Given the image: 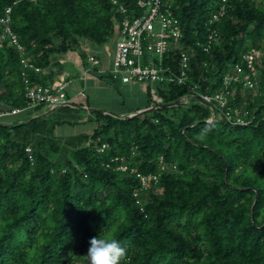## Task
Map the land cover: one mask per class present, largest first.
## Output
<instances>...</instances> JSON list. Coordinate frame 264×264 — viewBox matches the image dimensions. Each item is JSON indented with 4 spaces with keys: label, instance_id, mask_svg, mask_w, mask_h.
Wrapping results in <instances>:
<instances>
[{
    "label": "trees",
    "instance_id": "16d2710c",
    "mask_svg": "<svg viewBox=\"0 0 264 264\" xmlns=\"http://www.w3.org/2000/svg\"><path fill=\"white\" fill-rule=\"evenodd\" d=\"M119 1L136 8L137 0ZM170 1L191 52L188 84L217 91L244 52L264 49V0ZM221 4L227 13L212 25ZM8 7L28 59L43 69L84 41L104 44L122 17L112 0H0V18ZM212 26L221 39L207 52ZM262 62L257 87L239 85L232 101L256 116L247 125L222 114L208 121L212 111L198 100L129 116L178 102L187 84L158 86L162 102L149 99L125 117L92 109L82 119L90 104L74 100L0 118V264H87L89 240L103 230L127 248L121 264H264ZM22 71L18 47L5 41L0 108L27 105ZM82 120L97 121L91 134L55 135L57 125ZM137 173L158 178L143 187Z\"/></svg>",
    "mask_w": 264,
    "mask_h": 264
},
{
    "label": "built area",
    "instance_id": "2783aa9c",
    "mask_svg": "<svg viewBox=\"0 0 264 264\" xmlns=\"http://www.w3.org/2000/svg\"><path fill=\"white\" fill-rule=\"evenodd\" d=\"M226 0H223V3ZM121 18L115 22L116 41L112 49V63L109 68L101 66V58L97 54L87 56V65L81 78L86 81L87 75L92 69L97 68L100 74H107L112 81L120 83L142 82L146 84H187L189 92L182 96L180 103L187 104L193 100L210 107L212 114L208 121H213L221 114L233 124L247 125L255 119V115L247 109H241L232 105L234 94L239 85L245 88L255 89L259 81V68L262 66L264 49L252 47L241 55L234 67L222 77V86L217 91L200 89L198 84H188L193 80L191 52L184 47L182 41L184 35L180 19L176 15L170 0H137L136 8L129 10L119 0H112ZM11 7L6 9L0 18V45L5 41L18 47L23 65L22 76L25 83V96L27 105L23 108L2 109L0 118L17 115L24 110H33L42 106L44 111H51L63 106H72L71 97H68V87L71 79L62 77L59 80L42 84L34 82L29 71L41 73L44 69L28 59L25 48L20 44L16 32L12 28ZM227 13L225 4L214 12L210 19L213 25L219 22ZM221 39L218 29L211 27L207 36L204 50L209 51L214 43ZM84 89L78 92L84 94ZM156 102H162L158 89L152 87ZM153 107V106H152ZM108 146L102 144L103 151ZM30 160H33L31 147L27 148ZM118 169L126 171L124 164ZM142 186L146 187L151 179L157 181L158 176H146L137 173Z\"/></svg>",
    "mask_w": 264,
    "mask_h": 264
},
{
    "label": "rangeland",
    "instance_id": "374dc122",
    "mask_svg": "<svg viewBox=\"0 0 264 264\" xmlns=\"http://www.w3.org/2000/svg\"><path fill=\"white\" fill-rule=\"evenodd\" d=\"M256 1L261 2L262 0ZM115 41L116 35L111 36L107 42L101 45L85 41L81 43L79 48L55 56V59L57 61H60L62 58L65 59L66 63L64 71L68 74V76L66 75V78L72 80L68 87L70 96L78 95V92L84 89L83 87L86 86L82 98H85V100L83 99L84 103H86L88 100L90 109H87V107V110L83 109L80 111L79 116L82 119H87L92 109L105 111L106 113H112L116 116L123 117V114L119 113L126 112L131 107L137 108L138 106L145 104V102L149 101V99H151L152 102L153 100H155L152 92V87L158 89V84H153L152 86H150V84L142 82H130L124 84L119 83L114 86L106 79H103L98 85H93L97 78L95 75H93L92 72L87 75L86 85L84 81L82 83V80L80 78L83 77V72L86 69L84 68L83 59L79 65V63L75 60H72V58L76 56L77 59L79 58L81 60L83 53H85L86 56L93 53H102V56H100L101 66L99 67L104 68L106 67V65H110L109 62L113 57V50L111 51V49H113ZM88 66L91 67V64H89ZM93 72L95 73V70H93ZM70 99L74 102L73 96ZM75 101L80 103V101H77V99H75ZM170 112H172V110ZM96 127L97 121L85 122V120H82L79 123L59 124L56 126L54 133L56 136H72L79 133L91 134Z\"/></svg>",
    "mask_w": 264,
    "mask_h": 264
},
{
    "label": "clouds",
    "instance_id": "9594fccd",
    "mask_svg": "<svg viewBox=\"0 0 264 264\" xmlns=\"http://www.w3.org/2000/svg\"><path fill=\"white\" fill-rule=\"evenodd\" d=\"M89 245L84 256L87 264H121L127 258V248L122 247L114 237L105 234L104 230L98 237H92Z\"/></svg>",
    "mask_w": 264,
    "mask_h": 264
},
{
    "label": "crops",
    "instance_id": "0c3cea01",
    "mask_svg": "<svg viewBox=\"0 0 264 264\" xmlns=\"http://www.w3.org/2000/svg\"><path fill=\"white\" fill-rule=\"evenodd\" d=\"M85 42V41H84ZM113 48H114V46H113ZM111 51H112V49H111ZM68 52V51H67ZM64 54V53H63ZM93 54H97V53H93ZM102 53H98L97 55H99V56H102L101 55ZM58 55H60V54H58ZM56 56V55H55ZM55 56H54V60L55 61H57L56 59H55ZM86 58V62H84V58H83V56L81 57V60L78 58L77 59V57L76 56H74L73 58H72V60H75V61H77L78 63H79V65H80V63H81V61H82V59H83V63H84V68H86L87 67V65H89V63L87 62V56L85 57ZM59 63L57 64V65H53L52 66V68H49V69H44V71H42V74L43 75H45L46 77H47V80H49V82H54V81H56V80H59L60 78H62V77H65L66 78V75L68 76V74L64 71L65 69H64V67H65V59L64 58H62L60 61H58ZM109 62V61H108ZM110 63V65H106V67L105 68H109L110 66H111V63H112V60L109 62ZM93 70H95V73L93 72ZM91 72L93 73V75H95L96 76V80H95V82H94V84L93 85H95V84H99V83H101V80H103V79H105V78H100L99 76H98V72H97V68H94V69H92L91 70ZM81 73H82V71H81ZM84 73V72H83ZM89 75V74H88ZM94 76V77H95ZM100 78V79H99ZM81 79V78H80ZM99 79V80H98ZM82 80V79H81ZM109 83H111V84H113L114 86H116L117 84H119L120 82H115V81H113V82H110L108 79H106ZM83 81L84 80H82V83H83ZM87 81V80H86ZM86 81H84L85 82V85H86ZM121 84H124V83H121ZM84 89L86 88V86L85 87H83ZM69 93V92H68ZM73 96V99L75 100V99H77V101H80V102H82V103H84V100H85V98H82V96L81 95H72ZM71 96V97H72ZM81 96V97H80ZM85 97H87V96H85ZM84 99V100H83ZM87 100V99H86ZM88 103V100H87V102L86 103H84V104H87ZM86 106V105H85ZM84 106V107H85ZM86 107H88V106H86ZM87 109H90V107H88ZM144 109H146V108H144ZM140 110H143V109H140ZM139 111V110H138ZM137 111V112H138ZM135 113V112H134ZM131 114H133V113H131ZM123 115H126V114H123Z\"/></svg>",
    "mask_w": 264,
    "mask_h": 264
},
{
    "label": "water",
    "instance_id": "95a60500",
    "mask_svg": "<svg viewBox=\"0 0 264 264\" xmlns=\"http://www.w3.org/2000/svg\"><path fill=\"white\" fill-rule=\"evenodd\" d=\"M180 104L179 101L178 102H174V103H166V104H163V105H159V106H156V107H149V108H146V109H143V110H139L138 112H135L131 115H129L130 117H133L139 113H142V112H145V111H149V110H152V109H155V108H162V107H171V106H175V105H178ZM87 108V107H85ZM126 115H123V117H125Z\"/></svg>",
    "mask_w": 264,
    "mask_h": 264
}]
</instances>
